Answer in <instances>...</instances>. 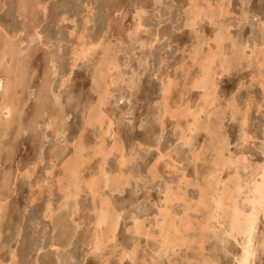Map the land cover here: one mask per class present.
I'll use <instances>...</instances> for the list:
<instances>
[{
  "label": "rangeland",
  "instance_id": "374dc122",
  "mask_svg": "<svg viewBox=\"0 0 264 264\" xmlns=\"http://www.w3.org/2000/svg\"><path fill=\"white\" fill-rule=\"evenodd\" d=\"M18 1L19 0H3L6 7L3 12H0V23L10 31L21 30L22 40L29 38L31 36L30 34H32L33 36L35 33V28L39 24L38 29L42 34V42H33L31 48L29 47L26 53L27 58H24V60L26 66L30 65V68H26L28 69V72L32 78L30 77L31 80H25V82H23L24 84H19L16 88V90L18 89L19 91H15V95H17L16 98L19 102L17 100L15 101L19 110H21L22 112L20 117L22 118L21 120L22 124L24 125L23 127H25V130H22L21 134L18 131L11 130V132L13 133H11L12 136L9 137L10 140H8L9 144L13 143L15 145L14 150L12 151L15 158L13 159L14 161L12 162V164H6L11 169L15 171L17 170L16 173L19 172L18 168H22L21 170H23V168L28 167L30 164L33 165H31L30 167L32 168L31 176L16 174L21 178L19 176H16V179H14V181H12L10 185V193L12 192V190L13 192L10 194L11 196L8 197V200L11 198L10 202L7 201L6 205L13 207V209H11L10 211L13 214L11 215V213H9V215L15 217L17 221L20 219L19 222L22 228H25V233L27 236V239H24V235L22 234L20 243H18L17 245V239H15V243L13 244L14 246H16L13 247L14 250H11V252L15 253V256L17 251L20 254L26 256L25 259L27 261V264H173L172 262H175V264H186L189 262V264H238V262H240L239 259H241L242 255L241 246L244 242V237L241 235H229V233L227 232L229 230V219L226 220V218H228V216L226 215V218L221 215L213 219H207L213 212L212 210L214 207L212 198L213 195L211 196L208 193L212 194L211 192H214V190L218 189L221 191L225 187L233 186V184L236 183L237 179L238 181L240 180V183L243 186L251 182L250 180L259 181L261 179V166L264 165V60L261 61V58L259 57V55L257 56V53H259V49H262L264 52V0H225V3L222 0H207L209 2H207L206 0H147L148 3L145 2L146 0H75L78 3L77 5L75 4V6L72 2H69V0H44V2L46 3H51L52 1H54L53 4L54 6H56V8L55 10H53L54 13L50 14V19L43 22L41 21L38 24L36 21H23L25 19H22L18 16ZM137 1L139 2L136 3ZM205 2L207 3V5ZM196 4L199 5L200 8ZM208 4L211 5H209L208 7ZM223 5L224 9H227V11L225 10V12H223ZM139 6L145 7L147 9V12L143 15L141 21L143 25L141 26V28L143 30L140 29L139 31L135 32V25H137L138 19L137 7ZM191 6L195 9V11ZM69 7L72 8V10H75L74 12H72L73 15L71 12H66L65 14L63 13L64 9H68ZM219 7L222 8L223 11L219 10ZM197 10H201V12L199 13ZM209 13H211V15H208ZM63 14L67 15V17L70 16L69 19L74 20V22H60ZM94 14L96 15V17L94 16ZM216 15L218 16L216 17ZM221 16L222 18L220 19ZM188 17H190V20H188ZM210 18L215 19L211 21ZM89 20H91L92 22ZM214 21L216 24H214ZM217 24L219 26H217ZM221 24L222 26H220ZM2 33L5 34L4 31H2ZM221 33H223L224 35ZM81 35L85 36L84 38L86 41H88V43H91L93 41L96 43L100 42V44L94 51V53L92 52V54L87 56L82 62H79V64L75 67V70L72 73L71 80H69L68 84L61 85L62 80L60 79V77L63 75H68L71 72L70 65L72 62V52L74 46H76L77 42L80 41L78 36ZM214 35H218L217 37H220L221 35V37L223 36V38L220 37L219 42L216 39L217 37H215ZM106 39L107 41H105ZM211 39L214 42L211 43ZM136 40L138 43L135 42ZM215 40H217L218 44ZM12 41L14 42L18 40L17 38H13ZM207 41L210 44H208ZM195 42H197V45L195 44ZM237 42L239 43V45ZM38 43L40 45H38ZM36 45H38V47ZM193 46L195 47V49ZM190 49L191 51H189ZM250 50L252 52H250ZM106 51L110 55V60L115 59L119 61V64L121 66L119 74L121 73L120 80L122 82L119 80V82H112L110 84L111 87L108 93L111 91L112 95L110 96L111 93H109V95L107 94L108 98L106 97L103 100L102 104H104V102L105 104H101L103 106L102 107L100 106L99 99L100 96L105 93L102 92L105 91V87L102 84L100 85L99 83H94V74H96L98 66L102 64L101 59L105 56L104 54L106 53ZM235 51H240V53L238 54ZM199 52H201V54ZM234 52L236 53V55L238 54L237 58L235 57ZM192 54H194V58H192ZM209 54H211L210 57L212 56L211 58H213V66L215 65V68H212V71L214 70L213 73H216L213 79V84L208 86L206 89L194 87V90L191 82L193 81L195 75L200 72L199 65H202L203 63L204 65L207 64ZM30 55H32L33 58L30 57ZM256 56L257 58H259L257 59ZM196 57L197 61L199 60V63L196 62ZM223 58L224 60H227L228 58L229 66L227 71H222V67H220L222 66L221 64L223 63ZM229 59L230 62L232 61V63L229 62ZM232 59H236L235 61H237V64L236 62H233ZM51 60L57 63V76L55 75V72L51 70ZM185 60L189 65L184 63ZM191 61L194 63H192ZM200 62H202V64ZM47 65H49L50 67ZM101 66L103 70L106 71L104 69V66ZM235 67L236 69H234ZM249 67L252 69H250ZM190 68H192V70ZM217 68L219 71H217ZM112 74L115 73H113L112 71ZM53 75L54 79L56 78L55 80H53ZM168 80H175V82L172 83V91L169 94H166L163 92V89L165 83L169 82ZM130 81L131 83L134 82V84L130 85ZM114 83L117 85H114ZM32 90L34 96H32L31 98L30 96ZM206 94H208V96L211 94L208 97L209 103L211 102L210 106H207V104H203L205 103ZM52 97L54 98V100ZM19 99L21 100V103ZM197 104L198 106H196ZM201 104L205 105L207 108L203 112L195 115L198 108L202 106ZM100 108L104 112L105 116L111 118L113 121V127L111 129V132L109 133L111 135H106L105 140H103V131L101 130V128H99L98 124L91 119L95 109ZM185 108H187L188 110ZM246 110L248 113L246 112ZM211 111H215L213 112L215 114H211ZM167 112L171 114L169 115ZM177 112L180 113L178 114ZM164 114L166 116H164ZM193 115L196 116V118H194ZM186 116H189V118L187 117L186 119ZM47 120L51 121V128L46 126L45 123H47ZM216 120L218 122V125H216ZM214 123L216 126L214 125ZM208 125H210L211 128L210 126L208 128ZM46 127H48L49 130ZM60 127L63 128L65 132L58 134V129ZM198 127H202L203 129H197ZM243 127L244 129H242ZM187 129H190V131H187ZM98 130L100 131V133ZM96 132H98L99 134ZM18 134L19 137L17 136ZM244 136L246 137V139ZM77 137H83L81 139L83 140L82 143L85 150L83 154H85L87 161L83 165L84 167H82L80 170L81 177L84 180H90L91 177H93L92 174L97 175L100 171L103 158L98 154L94 156V154L92 153L93 151L95 152L97 146L100 145V143H103L105 149H121L122 152H124L123 154L125 155V157L128 158V161L122 166L120 165L118 160L120 158L119 153H121V151H113L112 155L107 161L105 168L110 169V171H112L113 173L116 172L117 175H113L112 173V179H115L116 177L121 178V176L126 177L128 178V184L126 183L127 185H120V182L118 184L116 180L113 179V181L115 182H112V186L114 187H110L111 185L107 186L105 182H102L100 184V194H98L99 196L97 195L95 199L89 193V191L84 188L85 185L82 183V186L85 190L82 192L78 201L80 204V210L78 212L76 211L77 215L74 214L75 217L72 216V214L74 213L73 208L75 201L73 200V202L72 200H70L72 203H70V201L69 203L67 202V205L69 207L67 206L68 208H62L58 213L55 214L53 221H50L44 217L43 213L45 212L47 203L52 202L53 207H57L56 209H58L59 206H62L61 204L64 202V194L62 195L61 192L63 193L62 190L66 189L65 187H68L71 179L68 178L70 177L69 175L66 174V176L64 173L65 169L63 167V162H65L64 159L71 156L72 152H75V146L78 140ZM212 137L214 139H211ZM244 139L246 141H249V144ZM250 139L252 141H250ZM42 140L47 142L45 143L43 141L42 143ZM218 140L223 141L218 142ZM207 141L210 143H206ZM44 144L45 146L43 148V151L42 146ZM116 144L117 146H115ZM185 144H187V146ZM226 144L228 146H226ZM201 145H204L205 147H201ZM185 146L189 148L187 149L185 148ZM190 148H192V150ZM170 150H172L173 152L171 153ZM214 150H218L221 153H216ZM191 151H193V153H189ZM206 151H208L209 154H206ZM202 152L204 154H202ZM225 152L227 153L225 154ZM196 153L198 154L196 155ZM131 154L133 156L136 155L134 156L135 158ZM217 154L219 155V157H217ZM161 155H165V157ZM246 155L248 158L246 157ZM158 156L159 158H157ZM194 156L200 159L198 160ZM220 156H222V158H220ZM238 156H244L245 158L242 159ZM38 158H40V160L35 162V159L37 160ZM81 158H83V156H81ZM167 158L170 161L167 160ZM211 159H213V161ZM215 159L219 160H216L217 164H215ZM227 160H230L229 162L232 164H230ZM244 160H248V162L246 161L245 164ZM211 161L212 163H210ZM219 162L224 166L220 167L221 164ZM34 164H36L35 168H33ZM99 165L100 168H98ZM231 165L235 166L231 167ZM171 167L174 168L172 169ZM215 168L217 170H215ZM168 170L169 172H167ZM182 171L183 173H185L183 174ZM201 174L204 176V178L201 176ZM235 174L239 176H236ZM206 175H208L207 179L205 177ZM230 175L231 178L228 177ZM63 176H65L66 179L62 178ZM227 177L228 179H230L227 180ZM187 178L189 179V181ZM200 180H202V182ZM212 180L215 185L210 182ZM228 181L230 184L228 183ZM243 182L244 184H242ZM65 183L67 184V186ZM221 184L222 186H216ZM117 185L119 187L116 189L115 187H117ZM187 185L189 186L188 188ZM47 186H50L52 190H47L50 188H48ZM204 186L207 187L205 188ZM60 187L62 189H60ZM107 187L109 189H107ZM110 188H114L113 191L115 190V192H112ZM177 188L180 190H178ZM211 188L213 189L212 191L210 190ZM167 190L171 191L172 194L171 192L168 193L169 191L167 192ZM207 190H209L210 192L208 191L207 193ZM41 191L44 192L42 193ZM244 193H241L239 195L240 197H237L238 203H241L242 206H246V197H244V195H247L248 193L246 187ZM201 195H204V197H202ZM205 195L210 199H206ZM104 196L110 197L111 204L114 207H112V212L114 210L113 213L119 216L116 230L117 232H115L113 236L114 238H112V243L111 240L105 243L101 247L100 251L99 249L94 251L91 247V244L93 243V222L95 217L93 207L95 206L98 208L101 205V198ZM203 198H205L206 201ZM241 198H243L244 200ZM182 199H184L183 201H185V203L182 201ZM192 201H194V203ZM59 202L60 205H58ZM204 202H206V205L204 204ZM199 203H202L203 206L205 205L204 207L206 209L202 206V204L200 205ZM201 206L203 208L200 209ZM163 208L165 210H170H166L167 212H163ZM195 208H197L196 211H192ZM67 209H69L70 212L67 211ZM207 209L209 211H207ZM182 211H186L187 214H182ZM202 211H204L205 214L202 213ZM206 211L208 212V214ZM164 213L171 214L168 215V222H170V220L174 217L175 220L173 219V227H177L175 228L176 230L180 228L179 231L177 230L180 235V238L178 239L179 243L167 249H165L164 247V238H162L165 235V233L163 232V228L167 223V221L165 222L163 220L164 215L162 214ZM259 215L260 216L257 222V226L255 228L256 232L254 231V248L258 253L255 252V257H253L254 259H252L249 264L251 262V264H264V210H262ZM161 216L162 219L160 218ZM178 216L181 217V219ZM186 217H188L189 219L187 220ZM192 217L194 218V220H191ZM70 218H72L73 221ZM178 218L180 221L178 220ZM196 219H198V221ZM215 220L217 221V223L215 222ZM137 221L144 225L143 229H141V233L137 232L138 230H134L133 232V229L137 228ZM210 222L211 225H209ZM23 223L24 225H22ZM163 223L164 226H162ZM178 223L182 225L180 226ZM221 223L226 224H224L223 226V224ZM202 224L204 225L201 226ZM158 225L163 227L162 230ZM194 226H197L196 228L198 229H196ZM181 227H185V232L189 237H186L185 233L180 234L182 231L184 232V229L181 231ZM173 229L174 228H172V230ZM224 229L227 233L224 232ZM9 230L11 229L9 228L8 231ZM150 231H153V233H150ZM144 233L145 235L151 236L148 238L146 236L144 237ZM196 234L197 236H200L197 237ZM202 234L207 237H203ZM225 235H229L232 237L229 238ZM260 235H263V237ZM73 236L74 238L72 239ZM160 236L162 239L160 238ZM30 238L32 239V241ZM182 238L187 239H185V241ZM70 239H72V241ZM74 239L76 240L73 241ZM190 239H194V242L190 241ZM221 239L224 244L221 242ZM261 239L263 242L261 241ZM187 240H189L190 242H188ZM236 240H238L237 243L239 242V244L237 245ZM188 243L192 244L189 245ZM261 243L263 244L262 246ZM52 244H60L63 248L54 249L52 248ZM66 245L68 246L66 247ZM258 246H260V250L258 249ZM38 247H42L43 250L38 252ZM171 248H174V250H172ZM129 250H131L130 253ZM194 250L196 251V253ZM200 250H203V252H201ZM157 251L159 253H155ZM126 252H128L129 254ZM201 253L204 255V258H206V261L203 260L204 258L202 257L203 255ZM155 254H157L158 256ZM128 255H130L131 257ZM153 257H155L156 259ZM207 258L209 261H207ZM22 259H15L16 264L17 262L23 264L24 262L22 261Z\"/></svg>",
  "mask_w": 264,
  "mask_h": 264
},
{
  "label": "bare ground",
  "instance_id": "6f19581e",
  "mask_svg": "<svg viewBox=\"0 0 264 264\" xmlns=\"http://www.w3.org/2000/svg\"><path fill=\"white\" fill-rule=\"evenodd\" d=\"M201 1V0H200ZM202 1H204V0H202ZM207 1V0H206ZM222 1H224V3H225V0H222ZM228 1V0H227ZM226 1V2H227ZM29 2V1H28ZM32 2V1H31ZM139 1H137L136 3H138ZM142 2V1H141ZM145 2H147V0L145 1ZM207 2H209V1H207ZM5 3H6V1H5ZM19 3H22V8L24 9V10H26L25 9V4H27V3H24V1L23 0H21V2H19ZM148 3V2H147ZM190 3H192V2H190ZM195 3H198V2H195ZM206 3V2H205ZM205 3H204V5H205ZM221 3V2H220ZM219 3V4H220ZM32 4V3H31ZM34 4V3H33ZM144 4V3H143ZM194 4V3H193ZM218 4V5H219ZM222 4V3H221ZM7 5V4H6ZM46 5V4H45ZM88 5H89V3H88ZM137 5V4H136ZM195 5V4H194ZM197 5V4H196ZM203 5V6H204ZM206 5H207V3H206ZM209 5H211V4H208V7H209ZM38 6V5H37ZM112 6V5H111ZM135 6V5H134ZM197 6H199V5H197ZM216 6V5H215ZM229 6V5H228ZM5 4H4V2H3V0H0V12H3L4 11V9H5ZM30 7H31V5H30ZM30 7H28V8H30ZM41 7V6H40ZM192 7V6H191ZM217 7V6H216ZM223 7V9H224V5L222 6ZM32 8V7H31ZM39 8V7H38ZM37 8V9H38ZM90 8V7H89ZM149 8V7H148ZM193 8V7H192ZM191 8V9H192ZM199 8H200V6H199ZM204 8V7H203ZM220 8V7H219ZM218 8V9H219ZM226 8V7H225ZM194 9V8H193ZM198 9V8H197ZM205 9V8H204ZM203 9V10H204ZM216 9V8H215ZM223 9L222 8H220L219 10H221V11H223ZM33 11L35 10L36 11V3H35V9H32ZM39 10V9H38ZM136 10V9H135ZM202 10V9H201ZM201 10H197L199 13L201 12ZM208 10H209V8H208ZM208 10H207V12H208ZM225 10L227 11V9H224V11L223 12H225ZM28 11H29V9H28ZM42 11V10H41ZM90 11V10H89ZM194 11H195V9H194ZM193 11V12H194ZM212 11V10H211ZM210 11V12H211ZM31 12V11H30ZM29 12V13H30ZM43 12H44V10H43ZM121 12V11H120ZM147 12V9L145 8V7H143V6H139V7H137V16H138V19H137V25H135V32L136 31H139L140 29H142L141 28V26H143L142 25V23H141V21H142V18H143V15L145 14ZM205 12V11H204ZM25 13H27V10H26V12H24V16H25ZM41 13V12H40ZM212 13V12H211ZM211 13H209L208 15H211ZM217 13V12H216ZM2 14V13H1ZM36 14V13H35ZM90 14V13H89ZM221 14H222V12H221ZM220 14V15H221ZM29 15V14H28ZM27 15V16H28ZM33 15V14H32ZM116 15V14H115ZM114 15V16H115ZM195 15V14H194ZM204 15V14H203ZM208 15H207V17H208ZM219 15V14H218ZM218 15H216V17L218 16ZM226 15V14H225ZM18 16H20V18H22V16H23V13L21 14V15H18ZM34 16V15H33ZM135 16V15H134ZM205 16V15H204ZM215 16V15H214ZM90 17V16H89ZM92 17H94V16H92ZM136 17V16H135ZM198 17V16H197ZM200 17V16H199ZM202 17V16H201ZM210 17V16H209ZM212 17V16H211ZM28 18V17H27ZM36 18H39V17H36ZM123 18V17H122ZM189 19L188 20H190V17H188ZM222 18V16L220 17V19ZM40 19V18H39ZM38 19V20H39ZM209 19V18H208ZM211 19V18H210ZM215 18H213V19H211V21H213ZM28 19H26V20H23V21H27ZM200 20V19H199ZM206 20V19H205ZM31 21V20H30ZM62 21H64V22H67V21H73L74 22V20H70L68 17H67V15H63L62 16V18H61V20H60V22H62ZM87 21H88V19H87ZM89 21H91V20H89ZM133 21H134V17H133ZM193 21V20H192ZM40 22V21H39ZM38 21H37V24L39 23ZM72 22V23H73ZM92 22V21H91ZM144 22V21H143ZM207 22V21H206ZM208 22H210V21H208ZM31 23V22H30ZM146 23V22H145ZM189 23V22H188ZM192 23V22H191ZM193 23H195V22H193ZM210 23H212V22H210ZM223 23V22H222ZM70 24H71V22H70ZM87 24V23H86ZM198 24V23H197ZM214 24H216L215 23V21H214ZM201 25V24H200ZM75 26V25H74ZM89 26V25H88ZM194 26V25H193ZM217 26H219L218 24H217ZM220 26H222V24L220 25ZM116 27V26H115ZM146 27V26H145ZM145 27H143V28H145ZM228 27V26H227ZM39 24H38V26H36V28H35V33H34V35L32 36V34H30L31 36L29 37V38H27V39H21V41H20V45L19 46H21V47H19V46H17V44H15L13 41H12V39L13 38H19V36L21 37L22 35V31L21 30H13V31H10V30H8L7 28H5L1 23H0V146L4 143V142H7L5 145V147H7V145L9 144L8 142H9V137H11L12 135H11V133H13V132H11V130H15V131H18V132H20V134H21V131L22 130H25L24 128L25 127H23L24 125L22 124V118L20 117V115H21V110H19V108H18V106H17V104H16V101L15 100H17V95H15V93L16 92H18L17 90H16V88H17V86L19 85V84H24L23 82L27 79V77L30 75L29 74V72H28V70H27V68L26 67H30V66H26L25 65V60H24V58H27V56H26V53H27V51H28V49H29V47L31 48V46L33 45V42H42L41 41V39H42V34L39 32ZM219 28V27H218ZM224 28V27H223ZM222 28V29H223ZM228 29V28H227ZM226 29V30H227ZM107 30H108V28H107ZM143 30V29H142ZM141 30V31H142ZM221 30V29H220ZM2 31H4L5 32V34L4 33H2ZM86 31V30H85ZM122 31V30H121ZM131 31V30H130ZM129 31V32H130ZM140 31V32H141ZM216 31H218V30H216ZM225 31V30H224ZM263 31V30H262ZM23 32H24V30H23ZM73 32H74V30H73ZM123 32V31H122ZM222 32V31H221ZM217 33V32H216ZM120 34V33H119ZM143 34H145V33H143ZM215 34V33H214ZM221 34H223V33H221ZM24 35V34H23ZM132 35V34H131ZM200 35V34H199ZM216 35V34H215ZM214 35V36H215ZM224 35V34H223ZM264 35V34H263ZM71 36V35H70ZM143 36V35H142ZM148 36V35H147ZM201 36V35H200ZM199 36V37H200ZM213 36V37H214ZM218 36V35H217ZM217 36H215V37H217ZM79 37V40L80 41H78L77 42V45L76 46H74V49H73V52H72V62H71V67H70V69H71V72L68 74V75H63V76H61L60 77V79L62 80L61 81V85H66V84H68V82H69V80H71V77H72V73H73V71L75 70V67L79 64V62H82L87 56H89L90 54H92V52L94 53V51L98 48V46H99V44H100V42H91V43H88V41H86L85 40V36H83V35H81V36H78ZM134 37V36H133ZM161 37V36H160ZM213 37H212V39H213ZM214 37V38H215ZM220 37H221V35H220ZM220 37H217L216 39L219 41V38ZM130 38V37H129ZM164 38V37H163ZM209 38V37H208ZM221 38H223V36L221 37ZM103 39V38H102ZM137 39V38H136ZM154 39H155V37H154ZM211 39V40H212ZM169 40V39H168ZM200 40H201V38H200ZM203 40V39H202ZM206 40H207V38H206ZM205 40V41H206ZM210 40V41H211ZM217 40H215L216 41V43H217ZM263 40H264V38H263ZM105 41H107V39L105 40ZM197 41H198V39H197ZM224 41V40H223ZM136 43H138L137 42V40L135 41ZM208 42V41H207ZM212 42H214L213 40L211 41V43ZM220 42V41H219ZM135 43V44H136ZM197 42H195V44H196ZM221 43H222V41H221ZM238 43V42H237ZM244 43V42H243ZM75 44V43H74ZM120 44V43H119ZM134 44V43H133ZM140 44V43H139ZM142 44V43H141ZM202 44V43H201ZM208 44H210L209 42H208ZM214 44V43H213ZM212 44V45H213ZM218 44V43H217ZM220 44V43H219ZM38 45H40L39 43H38ZM38 45H36L37 47H38ZM197 45V44H196ZM195 45V46H196ZM238 45H239V43H238ZM243 45H245V44H243ZM35 46V47H36ZM62 46V45H61ZM105 46V45H104ZM108 46V45H107ZM136 46V45H135ZM146 46V45H145ZM214 46V45H213ZM263 46V45H262ZM19 47V48H18ZM55 47V46H54ZM113 47V46H112ZM194 47V46H193ZM197 47H199V46H197ZM258 47V46H257ZM259 47H261V46H259ZM106 48H108V47H106ZM111 48V47H110ZM191 48V47H190ZM216 48V47H215ZM263 48V47H262ZM62 49V48H61ZM115 49V48H114ZM194 49H195V47H194ZM200 49H202V48H200ZM199 49V50H200ZM212 49V48H211ZM223 49V48H222ZM259 49V48H258ZM103 50V49H102ZM121 50V49H120ZM240 50V49H239ZM244 50H245V48H244ZM244 50H242V51H244ZM62 51V50H61ZM105 51V50H104ZM114 51V50H113ZM189 51H191V49L189 50ZM209 51H210V49H209ZM214 51V50H213ZM223 51V50H222ZM234 51V50H233ZM236 51H238V50H236ZM235 51V52H236ZM241 51V50H240ZM240 51L239 52H236V53H240ZM219 52V51H218ZM221 52V51H220ZM234 52V53H235ZM250 52H252L251 50H250ZM258 52V51H257ZM31 53V52H30ZM29 53V54H30ZM115 53V52H114ZM190 53V52H189ZM195 53V52H194ZM200 54H201V52H199ZM236 53L234 54L235 55V57L237 58V55H236ZM34 54V53H33ZM103 54V53H102ZM206 54V53H205ZM208 54V53H207ZM213 54V53H212ZM214 54H215V52H214ZM222 54V53H221ZM232 54V53H231ZM244 54V53H243ZM254 54V53H253ZM105 56L103 57V56H101V57H103L101 60H102V64L101 65H103L104 66V69L106 70V71H104L103 70V68H102V66L100 65V66H98V69H97V72H96V74H94V83H99L100 85L102 84V85H104V87H105V91H102V92H105L103 95L102 94H100V95H102V96H100V99H99V102H100V106H102V105H104L105 104V102H104V104H102L103 103V100L107 97L108 98V95H109V93H111L110 94V96L112 95V92L110 91L109 93H108V91H109V89H110V84L112 83V82H119V80L121 79V73L119 74V70H120V64H119V61H117V60H110L109 59V53L106 51V53L104 54ZM111 55H112V53H111ZM193 55V57L192 58H194L195 56H194V54H192ZM210 55L211 54H209V58H208V62H207V64L206 65H204V63L202 64V62H200L202 65H199V67H200V72L199 73H197V75H195V77H194V79H193V81L191 82L192 84V87H193V89H194V87L195 88H207L208 86H210L211 84H213V79H214V76H215V72L213 73V71H212V68L215 66H213V62H212V60H213V58H211L210 57ZM233 55V54H232ZM246 55V54H245ZM248 55V54H247ZM255 55V54H254ZM259 55V57L261 58V61L262 60H264V52H263V50L261 49H259V53H257V56ZM97 56V55H96ZM95 56V57H96ZM114 56V55H113ZM117 56H118V54H117ZM198 56H200V55H198ZM197 56V57H198ZM206 56V55H205ZM208 56V55H207ZM225 56V55H224ZM241 56V55H240ZM257 56H256V58H257ZM30 57H32V55H30ZM129 57V56H128ZM197 57H196V62L197 63H199L198 61H197ZM203 57V56H202ZM226 57H227V54H226ZM229 57V56H228ZM232 57V56H231ZM230 57V58H231ZM234 57V58H235ZM244 57V56H243ZM258 57V58H259ZM33 58V57H32ZM115 58V57H114ZM201 58V57H200ZM245 58V57H244ZM257 58V59H258ZM112 59H113V57H112ZM117 59V58H116ZM203 59V58H202ZM239 59V58H238ZM256 59V60H257ZM29 60V59H28ZM48 60V59H47ZM98 60V59H97ZM206 60V59H205ZM215 60V59H214ZM233 60V62H236V64H237V61H235L234 59H232ZM253 60V59H252ZM31 61V60H30ZM184 61V60H183ZM193 61H195V60H193ZM221 61V60H220ZM259 61V60H258ZM92 62V61H91ZM101 62V61H100ZM124 62V61H123ZM192 62V61H191ZM203 62H205V61H203ZM223 63L221 64L222 66H220V67H222L221 68V70L222 71H227V69H228V58H227V60L225 59L224 60V58H223V61H222ZM227 62V63H226ZM229 62H230V59H229ZM243 62V61H242ZM29 63V62H28ZM27 63V64H28ZM95 63V62H94ZM184 63H186V60H185V62ZM192 63H194V62H192ZM230 63H232V61L230 62ZM257 63V62H256ZM30 64V63H29ZM57 63L55 62V61H53V60H51V70H53L54 72H55V75L57 76V73H58V67H57V65H56ZM187 64V63H186ZM234 64V63H233ZM50 65V64H49ZM49 65H47V66H49ZM187 65H189V64H187ZM196 65V64H195ZM198 65V64H197ZM232 65V64H231ZM217 66V65H216ZM237 66V65H236ZM247 66V65H246ZM259 66V65H258ZM50 67V66H49ZM219 67V68H220ZM257 67V66H256ZM26 68V69H25ZM32 68V67H31ZM193 68V67H192ZM192 68H190L191 70H192ZM197 68V67H196ZM215 68V67H214ZM248 68V67H247ZM250 68V67H249ZM45 69V68H44ZM232 69H233V67H232ZM234 69H236V67L234 68ZM250 69H252V68H250ZM256 69V68H255ZM27 70V71H26ZM35 70V69H34ZM47 70V69H46ZM111 70V71H110ZM259 70V69H258ZM261 70V69H260ZM37 71V70H36ZM52 71V72H53ZM96 71V70H95ZM108 71V72H107ZM112 71H113V73H115V74H112ZM217 71H219L218 70V68H217ZM216 71V72H217ZM257 71V70H256ZM32 72V71H31ZM48 72V71H47ZM121 72V71H120ZM43 73V72H42ZM41 73V74H42ZM49 73V72H48ZM51 73V72H50ZM95 73V72H94ZM221 73V72H220ZM256 73V72H255ZM254 73V74H255ZM260 73V72H259ZM264 73V72H263ZM262 73V74H263ZM52 74H54V73H52ZM44 76V75H43ZM132 76V75H131ZM255 76V75H254ZM31 77V76H30ZM45 77V76H44ZM47 77V76H46ZM52 77V76H51ZM124 77V76H123ZM131 78V77H130ZM132 78H134V77H132ZM255 78H256V76H255ZM29 79V78H28ZM56 79V78H55ZM54 79V75H53V80H55ZM171 79V78H170ZM219 79V78H218ZM257 79V78H256ZM31 80V79H30ZM129 80V79H128ZM132 80H134V79H132ZM121 81V80H120ZM169 82H166L165 83V85H164V89H163V92L164 93H166V94H169L171 91H172V88H173V85H172V83L173 82H175V80L174 81H171V80H168ZM30 82V81H29ZM51 82V81H50ZM93 82V81H92ZM122 82V81H121ZM126 82V81H125ZM261 82V81H260ZM259 82V83H260ZM53 83V82H52ZM128 83V82H127ZM130 83H131V81H130ZM129 83V84H130ZM186 83V82H185ZM98 84V85H99ZM134 84V82L133 83H131L130 85H133ZM190 84V83H189ZM28 85V84H27ZM50 85V84H49ZM48 85V86H49ZM113 85V84H112ZM114 85H117V84H115L114 83ZM243 85V84H242ZM24 86V85H23ZM43 86H45V85H43ZM191 87V88H192ZM30 88V87H29ZM45 88V87H44ZM190 88V89H191ZM215 88V87H214ZM60 89V88H59ZM101 89V88H100ZM22 90H24V89H22ZM21 90V91H22ZM195 90V89H194ZM197 90H201V89H197ZM16 91V92H15ZM56 91V90H55ZM65 91V90H64ZM99 91V90H98ZM205 91V90H204ZM203 91V92H204ZM31 92V91H30ZM37 92V91H36ZM35 92V93H36ZM162 92V93H163ZM199 92V91H198ZM201 92V91H200ZM215 92V91H214ZM46 93V92H45ZM44 93V94H45ZM64 93V92H63ZM19 94V93H18ZM34 93H33V90H32V93H31V98H32V96H34L33 95ZM39 94H40V92H39ZM52 94V93H51ZM108 94V95H107ZM165 94V95H166ZM205 94V93H204ZM203 94V95H204ZM50 95V94H49ZM211 95V94H210ZM209 95V96H210ZM199 96V95H198ZM201 96H202V94H201ZM208 94H206V98H205V103H203V104H207V106L209 105L210 106V103H209V101H208ZM20 97V96H19ZM216 97V96H215ZM53 98V97H52ZM60 98V97H59ZM235 98V97H234ZM129 99V98H128ZM200 99H201V97H200ZM203 99V98H202ZM20 100V99H19ZM21 100H22V98H21ZM21 100H20V103H21ZM53 100H54V98H53ZM59 100V99H58ZM123 100V99H122ZM168 100V99H167ZM218 100V99H217ZM216 100V101H217ZM235 100V99H234ZM18 101V100H17ZM38 101V100H37ZM19 102V101H18ZM23 102H24V99H23ZM57 102V101H56ZM59 102V101H58ZM97 102V101H96ZM115 102V101H114ZM209 104H208V103ZM218 102V101H217ZM230 102V101H229ZM251 102V101H250ZM45 103V102H44ZM55 103V102H54ZM183 103V102H182ZM191 103V102H190ZM193 103V102H192ZM195 103H198V102H195ZM213 103V102H212ZM219 103V102H218ZM233 103V102H232ZM61 104V103H60ZM102 104V105H101ZM20 105V104H19ZM46 105V104H45ZM62 105V104H61ZM202 105V104H201ZM234 105V104H233ZM236 105V104H235ZM238 105V104H237ZM98 106V105H97ZM163 106V105H162ZM183 106V105H182ZM181 106V107H182ZM195 106V105H194ZM196 106H198V104L196 105ZM200 106V105H199ZM214 106H216V105H214ZM89 107V106H88ZM92 107V106H91ZM95 107V106H94ZM103 107V106H102ZM167 107V106H166ZM170 107H172V106H170ZM37 108V107H36ZM197 108V107H196ZM207 107L205 106V105H202L201 107H199L198 108V110H197V112H196V114L195 113H193V114H195V115H197V114H199V113H201V112H203L205 109H206ZM215 108V107H214ZM220 108V107H219ZM162 109H163V107H162ZM185 109H187V108H185ZM185 109H184V111H185ZM218 109V108H217ZM227 109V108H226ZM88 110V109H87ZM91 110V109H90ZM173 110H175V109H173ZM180 110H182V109H180ZM188 110V109H187ZM195 110V109H194ZM213 110V109H212ZM214 110H216V109H214ZM45 111V110H44ZM166 111H167V109H166ZM177 111V110H176ZM183 111V112H184ZM232 111V110H231ZM235 111V110H234ZM249 111V110H248ZM86 112V111H85ZM92 112V111H91ZM175 112V111H174ZM212 113L211 114H215V113H213V112H215V111H211ZM246 112H247V110H246ZM168 113V112H167ZM178 113V112H177ZM176 113V114H177ZM180 113V112H179ZM178 113V114H179ZM192 113V112H191ZM222 113H223V111H222ZM248 113V112H247ZM45 114V113H44ZM87 114V113H86ZM169 115L171 114V113H168ZM173 114V113H172ZM206 114V113H205ZM220 114V113H219ZM233 114V113H232ZM85 115V114H84ZM89 115H90V113H89ZM93 115H97V116H93ZM93 115H92V120L95 122V123H97L98 124V126H99V128H101V130L103 131V140H105V136L107 135V136H109V135H111V134H109L110 132H111V129H112V127H113V121H112V119L111 118H109V117H107V116H105V114H104V112L101 110V108L100 109H95V111H94V113H93ZM162 115V114H161ZM160 115V116H161ZM186 115V114H185ZM164 116H166L165 114H164ZM179 116V115H178ZM191 116V115H190ZM194 116V115H193ZM59 117V116H58ZM174 117V116H173ZM187 117L189 118V116H186L185 118L187 119ZM194 118H196V116H194ZM199 118V117H198ZM197 118V119H198ZM207 118V117H206ZM231 118V117H230ZM54 119V118H53ZM69 119V118H68ZM67 119V120H68ZM87 119V118H86ZM179 119H182V118H179ZM162 120H163V118H162ZM189 120H192V119H189ZM201 120V119H200ZM208 120H209V118H208ZM181 121V120H180ZM188 121V120H187ZM186 121V122H187ZM212 121H214V120H212ZM47 123H45L46 124V126H48L49 128H51L52 127V123H51V121H46ZM93 122V123H94ZM162 122V121H161ZM192 122V121H191ZM200 122V121H199ZM244 122H245V119H244ZM180 123H182V122H180ZM188 123V122H187ZM190 123V122H189ZM207 123V122H206ZM210 123V122H209ZM218 122H217V120H216V125H218L217 124ZM34 124V123H33ZM178 124V123H177ZM184 124H186V123H184ZM197 124V123H196ZM243 124V123H242ZM247 124V123H246ZM35 125V124H34ZM214 125H215V123H214ZM215 125V126H216ZM38 126H40V125H38ZM44 126V125H43ZM209 126L210 125H208V128H209ZM221 126V125H220ZM42 127V126H41ZM48 127H46L48 130H49V128ZM205 127H206V125H205ZM214 127V126H213ZM245 127V126H244ZM244 127L242 128V129H244ZM30 128V127H29ZM39 128V127H38ZM44 128V127H43ZM192 128V127H191ZM200 128H202V127H200ZM199 127L197 128V129H200ZM203 128H204V126H203ZM202 128V129H203ZM210 128H211V126H210ZM215 128V127H214ZM32 129V128H31ZM34 129V128H33ZM58 129V128H57ZM89 129H90V127H89ZM97 129V128H96ZM196 129V130H197ZM182 130V129H181ZM190 131V129H187V131ZM99 131V130H98ZM187 131H185V132H187ZM198 131H200V130H198ZM213 131V130H212ZM33 132V131H32ZM35 132V131H34ZM56 132V131H55ZM65 132V130L63 129V128H59L58 129V134H61V133H64ZM181 132H183V131H181ZM206 132V131H205ZM25 133V132H24ZM27 133V132H26ZM36 133V132H35ZM42 133V132H41ZM96 133H98V132H96ZM99 133H100V131H99ZM98 133V134H99ZM113 133V132H112ZM116 133V132H115ZM203 133H204V131H203ZM217 133V132H216ZM219 133V132H218ZM16 134V133H15ZM57 134V133H56ZM57 134V135H58ZM183 134V133H182ZM181 134V135H182ZM226 134V133H225ZM244 134V133H243ZM36 135V134H35ZM81 135V134H80ZM160 135V134H159ZM179 135V134H178ZM185 135V134H184ZM210 135V134H209ZM209 135H206V136H209ZM214 135V134H213ZM247 135H249V134H247ZM18 137H19V134L17 135ZM45 136V135H44ZM82 136V135H81ZM46 137H48V136H46ZM99 137V136H98ZM110 137H113V136H110ZM185 137V136H184ZM189 137H190V135H189ZM215 137V136H214ZM225 137V136H224ZM245 137V136H244ZM251 137V136H250ZM78 138V137H77ZM83 138V137H82ZM81 137H79L78 138V140H77V142H76V146H75V152L73 153L72 152V154H71V156H69V157H67L66 159H64V161L65 162H63V167H64V173H65V175L67 174V175H69L70 177H68L69 179H71L70 180V182H69V184H68V187H65L66 189H63L62 191H63V193L61 192V194L63 195V203L61 204L62 206H59V208L58 209H56V208H54L53 207V205H52V202H49V203H47V206H46V209H45V212L43 213L44 214V217L45 218H47L48 220H52L53 221V218H54V216H55V214L56 213H58L62 208H65V207H67L68 205V203H69V201L70 200H74L75 201V203H74V208H73V214H72V216H74V214H76V211L78 212L79 210H80V204H79V198H80V196H81V194H82V192L85 190L84 188H86V190H88L89 191V193L93 196V198H95L98 194H100V188H101V183L102 182H105V184L108 186V185H111L110 187H114V186H112V182H115V181H113V179H112V171H110V169H105L106 168V164H107V161H108V159H109V157L112 155V153H113V151H121V153H119L120 154V158L118 159L119 160V163H120V165H124L127 161H128V158H126L125 157V155L123 154L124 152H122V150L121 149H116V148H114L113 150L112 149H109V148H107V149H109V150H107V149H105L104 148V146H103V143L101 144L100 143V145H98L97 146V148H96V150H95V152L93 151V153L92 154H94V156H96V154H98L100 157H102L103 159H102V164H101V169H100V171L98 172V174L96 175H94V174H92L93 175V177H91V179L90 180H88V181H86V180H84L82 177H81V173H80V170H81V168L82 167H84L83 165L85 164V162H87L86 161V157H85V154H83V152L85 151L84 150V146H83V143H82V141L83 140H81L82 139ZM180 138V137H179ZM221 138V137H220ZM227 138V137H226ZM9 139V140H8ZM46 139V138H45ZM65 139V138H64ZM119 139V138H118ZM185 139V138H184ZM183 139V140H184ZM211 139H214L213 137L211 138ZM225 139V138H224ZM245 139H246V137H245ZM244 139V140H245ZM248 139V138H247ZM99 140V139H98ZM101 140V139H100ZM178 140V139H177ZM182 140V141H183ZM187 140V139H186ZM210 140V139H209ZM226 140V139H225ZM228 140V139H227ZM249 140V139H248ZM43 141L44 140H42V143H43ZM72 141V140H71ZM121 141V140H120ZM180 141V140H179ZM181 141V142H182ZM217 141V140H216ZM221 141H223V140H221ZM221 141H219L218 140V142H221ZM246 141V140H245ZM244 141V142H245ZM250 141H252L251 139H250ZM13 142V141H12ZM45 143L47 142V141H44ZM215 142V141H214ZM213 142V143H214ZM243 142V141H242ZM247 143L249 142V141H246ZM245 142V143H246ZM71 143V142H70ZM206 143H210V142H206ZM230 143V142H229ZM246 143V144H247ZM48 144V143H47ZM46 144V145H47ZM142 144V143H141ZM158 144H159V142H158ZM203 144H205V143H203ZM224 144V143H223ZM242 144V143H241ZM249 144V143H248ZM105 145V144H104ZM108 145V144H107ZM183 145V144H182ZM186 146H187V144H185ZM212 145V144H211ZM210 145V146H211ZM219 145V144H218ZM217 145V146H218ZM40 146V145H39ZM44 146H45V144L42 146V149L44 148ZM111 146V145H110ZM114 146V145H113ZM115 146H117V144L115 145ZM122 146V145H121ZM120 146V147H121ZM124 146V145H123ZM153 146V145H152ZM157 146V145H156ZM185 146V148H187ZM204 146V145H203ZM202 145H201V147H203ZM216 146V147H217ZM226 146H228L227 144H226ZM242 146V145H241ZM155 147V146H154ZM159 147V146H158ZM205 147V146H204ZM208 147V146H207ZM206 147V148H207ZM1 148V147H0ZM55 148V147H54ZM124 148V147H123ZM122 148V149H123ZM173 148V147H172ZM189 148V147H188ZM187 148V149H188ZM214 148H215V146H214ZM223 148V147H222ZM244 148V147H243ZM10 149V147L9 148H7L6 150H9ZM191 150H192V148H190ZM201 149V148H200ZM208 149V148H207ZM206 149V150H207ZM212 149H213V147H212ZM218 149H219V147H218ZM229 149V148H228ZM13 150V149H12ZM74 150V149H73ZM174 150V149H173ZM204 150V149H203ZM216 150V149H215ZM214 150V151H215ZM223 150V149H222ZM43 151H44V149H43ZM167 151H168V149H167ZM171 151V153L173 152L172 150H170ZM189 151V150H188ZM202 151V150H201ZM213 151V152H214ZM264 151V150H263ZM9 152V151H8ZM160 152V151H159ZM212 152V151H211ZM216 153L217 152H219L218 150L217 151H215ZM230 152V151H229ZM0 153H1V150H0ZM11 153V152H10ZM134 153V152H133ZM138 153V152H137ZM189 153H193V151H191V152H189ZM201 153V152H200ZM208 153V151H206V154ZM221 152H219V154H220ZM223 153V152H222ZM227 152H225V154H226ZM245 153V152H244ZM8 154V153H7ZM44 154V153H43ZM88 154V153H87ZM198 153H196V155H197ZM202 154H204L203 152H202ZM202 154H200V155H202ZM206 154H205V156H206ZM209 154V153H208ZM132 155V154H131ZM214 155V154H213ZM222 155V154H221ZM244 155V154H243ZM2 155H0V157H1ZM10 156V155H9ZM81 156H83V158H81ZM133 156V155H132ZM132 156H130V157H132ZM134 156H136V155H134ZM133 156V157H134ZM161 156H163V155H161ZM167 156H169V155H167ZM192 156V155H191ZM190 156V157H191ZM55 157V156H54ZM74 157V158H73ZM163 157H165V155L163 156ZM195 157V156H194ZM214 157V156H213ZM215 157H216V155H215ZM217 157H219V155L217 154ZM234 157V156H233ZM238 157H240V156H238ZM246 157H247V155H246ZM135 158V157H134ZM134 158H132V159H134ZM157 158H159V156L157 157ZM174 158V157H173ZM193 158V157H192ZM195 158H197V157H195ZM204 158V157H203ZM207 158V157H206ZM211 158V157H210ZM220 158H222V156H220ZM240 158H245L244 156L242 157H240ZM248 158V157H247ZM2 160L4 159V158H1ZM13 159V158H12ZM161 159V158H160ZM166 159V158H165ZM198 160L200 159V158H197ZM209 159V158H208ZM214 159V158H213ZM213 159H211L212 161H213ZM218 159V158H217ZM217 159H215V164H217V161H219V160H217ZM226 159H229V158H226ZM264 159V158H263ZM1 160V161H2ZM38 160H40V158H38L37 160L35 159V162H37ZM56 160V159H55ZM117 160V161H118ZM167 160H169L168 158H167ZM172 160V159H171ZM197 160V161H198ZM217 160V161H216ZM234 160V159H233ZM0 161V162H1ZM5 161V160H4ZM10 161H11V159H10ZM89 161V160H88ZM158 161V160H157ZM170 161V160H169ZM193 161V160H192ZM205 161V160H204ZM203 161V162H204ZM212 161L210 162V163H212ZM225 161V160H224ZM228 161V160H227ZM230 161V160H229ZM228 161V162H229ZM248 162V160H244V163L245 162ZM6 162H7V160H6ZM136 162V161H135ZM172 162V161H171ZM206 162V161H205ZM2 163V162H1ZM129 163V162H128ZM162 163V162H161ZM220 163V162H219ZM230 163V162H229ZM239 163V162H238ZM264 163V162H263ZM262 163V164H263ZM56 164V163H55ZM159 164V163H158ZM157 164V165H158ZM175 164H177V163H175ZM179 164V163H178ZM181 164V163H180ZM221 164V166L220 167H223L224 165H222V163H220ZM225 164H226V162H225ZM230 164H232V163H230ZM240 164V163H239ZM246 164V163H245ZM2 165V164H1ZM168 165V164H167ZM172 165V164H171ZM213 165V164H212ZM54 166V165H53ZM211 166V165H210ZM227 166V165H226ZM233 166H235V165H233ZM232 165H231V167H233ZM241 166H242V160H241ZM263 166V167H262ZM261 166V169H262V175H261V179L259 180V181H257V180H250L251 182H249V183H247V185H245V186H243V185H241V183H240V180L238 181V179L237 178H235V179H237V181H236V183H234L233 184V186H229V187H225L224 189H222L221 191L220 190H214V192H211L212 194H210V193H208V191L209 190H207L206 192L209 194V195H213V205H214V207H213V212L209 215V218H207L208 220L209 219H213V218H216V217H219V216H221V215H223L224 216V218H226L225 217V215L226 216H228V218H226V220H228L229 219V230L227 231V229H226V227H225V229H226V231L229 233V235H241V236H243L244 237V242L242 243V255H241V259H239L240 260V262H238V261H236V262H238V264H249V262L250 261H252V259H254L253 257H255L254 255H255V252H257V251H255V248H254V231L256 230L255 228H256V226H257V222H258V219H259V214H260V212L262 211V210H264V165H262ZM36 167V164H34V167L33 168H35ZM167 167V166H166ZM238 167V166H237ZM243 167H245V166H243ZM9 168V167H8ZM98 168H100V165L98 166ZM172 168V167H171ZM174 168V167H173ZM172 168V169H173ZM176 168H177V166H176ZM179 168V167H178ZM218 168V167H217ZM242 168V167H241ZM257 168H258V166H257ZM168 169V168H167ZM180 169H181V167H180ZM183 169V168H182ZM213 169V168H212ZM220 169V168H219ZM224 169H226V168H224ZM112 170V169H111ZM152 170V169H151ZM175 170V169H174ZM178 170V169H177ZM215 170H217L216 168H215ZM215 170H214V172H215ZM241 170V169H240ZM255 170V169H254ZM3 171V170H2ZM1 171V169H0V172H2ZM5 171H6V168H5ZM12 171H13V169H12ZM17 171V170H16ZM45 171V170H44ZM53 171V170H52ZM116 171V170H115ZM114 171V172H115ZM148 171V170H147ZM171 171V170H170ZM195 171H196V169H195ZM220 171V170H219ZM224 171V170H223ZM19 172L20 173H22V174H24V175H30L31 176V172H32V168L30 169V168H25V169H23V170H19ZM167 172H169V170L167 171ZM177 172V171H176ZM187 172V171H186ZM213 172V173H214ZM50 173V172H49ZM157 173V172H156ZM182 173H183V171H182ZM181 173V174H182ZM185 173V172H184ZM183 173V174H184ZM211 173V172H210ZM222 173V172H221ZM235 173H236V171H235ZM254 173H256V172H254ZM1 174V173H0ZM2 174H3V172H2ZM5 174V173H4ZM114 174H116V172L115 173H113V175ZM121 174V173H120ZM234 174V173H233ZM249 174V173H248ZM261 174V173H260ZM21 175V174H20ZM63 175V174H62ZM66 175V176H67ZM92 175H90V176H92ZM117 175V174H116ZM126 175V174H125ZM128 175V174H127ZM236 175V174H235ZM239 175H240V173H239ZM239 175H236V176H239ZM242 175V174H241ZM257 175V174H256ZM19 176V175H18ZM51 176V175H50ZM201 176L204 178V176L201 174ZM207 176L208 175H206L205 177H206V179H207ZM217 176V175H216ZM221 176V175H220ZM3 177H4V175H3ZM20 177V176H19ZM23 177V176H22ZM61 177V176H60ZM113 177H115V176H113ZM156 177V176H155ZM184 177H186V176H184ZM228 177H230L231 178V175L230 176H228ZM228 177H227V180H229L228 179ZM243 177V176H242ZM2 178V177H1ZM5 179L4 180H2V183L3 184H1V186L2 187H4V189L6 190V189H8L9 188V186H10V181L8 180L9 178H8V176H6V177H4ZM13 178V177H12ZM15 178V177H14ZM21 178V177H20ZM19 178V179H20ZM26 178V177H25ZM62 178H64V179H66L65 178V176H63ZM212 178V177H211ZM220 178H222V177H220ZM239 178V177H238ZM248 178H250V177H248ZM257 178H259V177H257ZM68 179V180H69ZM85 179H88V178H85ZM127 179L128 178H126V177H122L121 176V178H115L114 180H116V182L119 184V182H120V185L121 184H128V182H127ZM132 179V178H131ZM131 179H130V181H131ZM181 179V178H180ZM185 179V178H184ZM188 179V178H187ZM195 179V178H194ZM243 179H245V178H243ZM14 180V179H13ZM62 180V179H61ZM141 180V179H140ZM246 180H247V178H246ZM48 181V180H47ZM57 181H59V180H57ZM66 181V180H65ZM64 181V182H65ZM129 181V180H128ZM134 181V180H133ZM188 181H189V179H188ZM201 182H202V180H200ZM199 181V182H200ZM206 181V180H205ZM232 181V180H231ZM200 182V183H201ZM210 182H212L213 183V180L212 181H210ZM224 182H225V180H224ZM242 182V181H241ZM248 182V181H247ZM12 183V182H11ZM16 183V182H15ZM39 183V182H38ZM41 183V182H40ZM59 183V182H58ZM61 183V182H60ZM82 183L85 185V187L83 188V186H82ZM116 183V184H117ZM198 183V182H197ZM216 183V182H215ZM228 183H229V181H228ZM227 183V184H228ZM19 184V183H18ZM17 184V185H18ZM62 184V183H61ZM66 184V183H65ZM114 184V183H113ZM126 184V185H127ZM181 184V183H180ZM210 184V183H209ZM214 184V183H213ZM212 184V185H213ZM219 184V183H218ZM226 184V183H225ZM230 184V183H229ZM242 184H244V182L242 183ZM13 185H14V183H13ZM42 185V184H41ZM40 185V186H41ZM46 185V184H45ZM44 185V186H45ZM47 185H49V184H47ZM51 185V184H50ZM59 185V184H58ZM64 185V184H63ZM103 185V184H102ZM105 185V186H106ZM125 185V186H126ZM211 185V184H210ZM215 185V184H214ZM0 186V187H1ZM66 186H67V184H66ZM135 186V185H134ZM142 186V185H141ZM191 186V185H190ZM193 186H195V185H193ZM199 186V185H198ZM197 186V187H198ZM217 187H219V186H222V184L221 185H216ZM43 187V186H42ZM48 188L50 187V186H47ZM55 187V186H54ZM58 187V186H57ZM119 186L117 185V187H115L116 189L118 188ZM123 187V186H122ZM171 187V186H170ZM169 187V188H170ZM189 186L187 185V188H188ZM205 187V186H204ZM207 187V186H206ZM205 187V188H206ZM211 187V186H210ZM224 187V186H223ZM245 187L247 188V191H248V193H247V195H244V197H246V200H245V202H246V206H242V204L241 203H238V199H237V197L241 194V193H244V190H245ZM32 188H34V187H32ZM71 188V189H70ZM124 188V187H123ZM15 189V188H14ZM60 189H62L61 187H60ZM104 189V188H103ZM107 189H109L108 187H107ZM106 189V190H107ZM111 190H112V192H115V190L113 191V189L112 188H110ZM121 189V188H120ZM178 189V188H177ZM186 189V188H185ZM43 190V189H42ZM47 190H52L51 189V187L49 188V189H47ZM178 190H180V189H178ZM200 190H201V187H200ZM211 191L213 190L212 188L210 189ZM1 191V190H0ZM3 191V190H2ZM2 191L0 192V221H1V218H3L2 216L4 215V212H6V211H4V207H5V205H6V202L7 201H9L10 202V199L8 200V196H6L7 194L6 193H2ZM109 191V190H108ZM118 191H119V189H118ZM166 191V190H165ZM169 190H167V192H168ZM187 191V190H186ZM12 192H13V190H12ZM11 192V193H12ZM42 193L44 192V191H41ZM105 192V191H104ZM117 192V191H116ZM166 192V193H167ZM171 191H169L168 193H170ZM181 192H182V190H181ZM185 192V191H184ZM210 192V191H209ZM246 192V191H245ZM167 193V194H168ZM203 193V192H202ZM207 193H205V194H207ZM104 194V193H103ZM111 194V193H110ZM171 194H172V192H171ZM245 194V193H244ZM99 196V195H98ZM202 197H204V195H201ZM240 197V196H239ZM243 197V196H242ZM33 198V197H32ZM92 198V199H93ZM168 198V197H167ZM186 198V197H185ZM189 198V197H188ZM205 198L207 199V198H209V197H207L206 195H205ZM205 198H203L205 201H206V199ZM96 199V198H95ZM165 199V198H164ZM187 199V198H186ZM190 199V198H189ZM188 199V200H189ZM200 199V198H199ZM210 199V198H209ZM241 199H243V198H241ZM33 200V199H32ZM49 200V199H48ZM175 200V199H174ZM184 199H182V201H183ZM191 200V199H190ZM189 200V201H190ZM203 200V201H204ZM244 200V199H243ZM35 201V200H34ZM33 201V202H34ZM73 201V202H74ZM168 201V200H167ZM202 201V200H201ZM68 202V203H67ZM101 205L97 208V207H93L94 208V214H95V217H94V222H93V224H94V233H93V243L91 244L92 246V250H94V251H96V250H98L99 249V251L101 250V247L105 244V243H107V242H109V241H111L112 240V238H114L113 236H114V234H115V232H117L116 230H117V224H118V220H119V216L117 215V214H115V213H113L114 212V210H113V212H112V204H111V200H110V197L109 196H104V197H102L101 198ZM176 202H178V201H176ZM184 203H185V201H183ZM191 202V201H190ZM193 203H194V201H192ZM199 202V201H198ZM208 202V201H207ZM211 202V201H210ZM240 202V201H239ZM70 203H72L71 201H70ZM206 202H204V204H205ZM209 203V202H208ZM200 204V203H199ZM202 204V203H201ZM200 204V205H201ZM211 204V203H210ZM58 205H60V202H59V204ZM206 205V204H205ZM204 205V206H205ZM212 205V204H211ZM244 205V204H243ZM57 206V205H56ZM185 206V205H184ZM187 206V205H186ZM193 206H194V204H193ZM202 206H203V204H202ZM200 207V209L201 208H203V207ZM9 207V206H8ZM69 207V206H68ZM67 207V208H68ZM164 207V206H163ZM166 207V206H165ZM189 207V206H188ZM188 207H186V208H188ZM191 207V206H190ZM114 208V207H113ZM205 208V207H204ZM28 209V208H27ZM71 209V208H70ZM164 209V208H163ZM184 209V208H183ZM182 209V210H183ZM196 209L197 208H195L194 210H192V211H196ZM206 209V208H205ZM210 209V208H209ZM166 210H168V209H166ZM165 209L163 210V212L164 211H166ZM170 210V209H169ZM168 210V211H169ZM198 210H199V208H198ZM8 211V210H7ZM66 211V210H65ZM67 211H69L70 212V210L69 209H67ZM92 211V210H91ZM190 211V210H189ZM207 211H209L208 209H207ZM206 211V212H207ZM116 212V211H115ZM167 212V211H166ZM183 212V211H182ZM191 212V211H190ZM198 212H200V211H198ZM220 214H219V213ZM8 213V212H7ZM185 213L187 214V212L186 211H184L182 214H184L185 215ZM192 213H194V212H192ZM202 213H204V211H202ZM201 213V214H202ZM218 213V214H217ZM263 213V212H262ZM261 213V214H262ZM9 214V213H8ZM170 214V213H169ZM168 213L166 214V213H164V214H162V215H164V218H163V220L166 222L167 221V218H168V215H169ZM197 214V213H196ZM200 214V213H199ZM205 214V213H204ZM207 214H208V212H207ZM77 215V214H76ZM171 215V214H170ZM175 215V214H174ZM183 215V216H184ZM6 216V215H5ZM92 216V215H91ZM191 216V215H190ZM194 216H199V215H194ZM222 216V217H223ZM8 217V216H7ZM6 217V218H7ZM64 217V216H63ZM66 217V216H65ZM75 217V216H74ZM173 217V216H172ZM179 217V216H178ZM202 217V216H201ZM205 217V216H204ZM121 218V217H120ZM161 219H162V216L160 217ZM180 219H181V217H179ZM179 218H178V220H179ZM187 218V220L189 219L188 217H186ZM197 218V217H196ZM27 219V218H26ZM63 219V218H62ZM71 220H72V218H70ZM69 219V220H70ZM143 219V218H142ZM171 219V218H170ZM173 219H174V217H173ZM173 219H171L170 220V222H168L167 221V223L165 224V227L163 228V227H161L160 225H158L159 227H161V230H162V228L164 229L163 230V232L165 233V235H164V237H162V238H164L163 239V242H164V247H165V249H167V248H169V247H172V246H175V245H177L179 242H178V239L180 238V235H179V233H178V231L180 230V228L179 229H175V228H177V227H173L174 226V222H173ZM70 220V221H71ZM132 220V219H131ZM136 220H138V219H136ZM136 220H134V221H136ZM147 220V219H146ZM162 220V221H163ZM175 220V219H174ZM191 220H194V218L192 217L191 218ZM197 221H198V219H196ZM204 220V219H203ZM55 221V220H54ZM73 221V220H72ZM180 221V220H179ZM197 221H195V222H197ZM206 221V220H205ZM222 221V220H221ZM4 222V221H3ZM76 222V221H75ZM161 222V221H160ZM194 222V221H193ZM208 222V221H207ZM215 222L217 223V221L215 220ZM214 222V223H215ZM224 222V221H223ZM1 223H2V221H1ZM44 223H45V221H44ZM137 223H138V225L136 226L137 228H134L133 229V232H134V230H138L137 232H139V233H141V229H143V226L144 225H142V223H139L138 221H137ZM182 223H184V222H182ZM188 223V222H187ZM204 223V222H203ZM213 223V224H214ZM78 224V223H77ZM77 224H76V227H77ZM162 224V223H161ZM179 225H180V223H178ZM190 224V223H189ZM188 224V225H189ZM207 224V223H206ZM221 224H223V223H221ZM221 224H220V226H221ZM224 224H226V223H224ZM224 224H223V226H224ZM2 225V224H1ZM0 225V226H1ZM71 225V224H70ZM73 225H75V224H73ZM179 225H177V226H179ZM182 225V224H181ZM180 225V226H181ZM194 225H196V224H194ZM204 224H202L201 226H203ZM209 225H211V222L209 223ZM216 225V224H215ZM214 225V226H215ZM218 225V224H217ZM228 225V224H227ZM226 225V226H227ZM4 226V225H3ZM72 226V225H71ZM70 226V227H71ZM81 226V225H80ZM79 226V227H80ZM147 226V225H146ZM157 226V227H158ZM162 226H164V223H163V225ZM187 226V225H186ZM190 226V225H189ZM193 226V225H192ZM219 226V225H218ZM133 227H135V226H133ZM149 227V226H148ZM195 227V226H194ZM197 227V226H196ZM195 227V228H196ZM209 227V226H208ZM172 228H174L173 230H172ZM182 229H181V231L184 229V232L182 231H180L181 233L180 234H182V233H185L186 234V237H189V236H187V233L185 232V227H181ZM187 228V227H186ZM205 228V227H204ZM219 228V227H218ZM21 229V231L19 230V233L20 234H18V237H21L22 236V234L24 235V233L26 232L25 231V228H20ZM76 229V228H75ZM196 229H198V228H196ZM217 229V228H216ZM225 229H224V232H226L225 231ZM187 230V229H186ZM189 230H191V229H189ZM202 230V229H201ZM210 230V229H209ZM37 231V230H36ZM76 231V230H75ZM101 231V232H100ZM143 231V230H142ZM193 231V230H192ZM191 231V232H192ZM220 231V230H219ZM258 231V230H257ZM3 232V231H2ZM145 232V231H144ZM148 232V231H147ZM153 233V231H150V233ZM196 232V231H195ZM199 232V231H198ZM226 232V233H227ZM256 232V231H255ZM260 232V231H259ZM159 233V232H158ZM163 233V234H164ZM189 233H190V231H189ZM188 233V234H189ZM216 233V232H215ZM52 234V233H51ZM136 234V233H135ZM198 234V233H197ZM197 234H196V236H197ZM205 234V233H204ZM204 234H202L203 235V237L205 236ZM263 234V233H262ZM91 235V234H90ZM139 235V234H138ZM142 235V234H141ZM184 235V234H183ZM190 235V234H189ZM224 235V234H223ZM229 235H225V236H228L229 238L230 237H232V236H229ZM1 236H2V233H1V230H0V240H1ZM45 236V235H44ZM76 236V235H75ZM136 236V235H135ZM150 237L149 235H145V233H144V237ZM153 236V235H152ZM159 236V235H158ZM179 236V237H178ZM191 236V235H190ZM198 236H200V235H198ZM197 236V237H198ZM237 236V237H238ZM260 236H262L263 237V235H260ZM139 237V236H138ZM192 237V236H191ZM205 237H207V236H205ZM236 237V236H235ZM74 238V236L72 237V239ZM92 238V237H91ZM141 238V237H140ZM153 238V237H152ZM159 238V237H158ZM160 238H161V236H160ZM161 238V239H162ZM184 238V237H183ZM182 238V239H183ZM194 238V237H193ZM209 238V237H208ZM219 238V237H218ZM264 238V237H263ZM17 239V238H16ZM21 239V238H20ZM19 239V240H20ZM31 239V238H30ZM42 239V238H41ZM72 239H70L71 241H72ZM154 239H157V238H154ZM185 239H187V238H185ZM185 239H183V240H185ZM189 239V238H188ZM201 239V238H200ZM205 239V238H204ZM216 239V238H215ZM232 239V238H231ZM241 239V238H240ZM76 239H74L73 241H75ZM142 240V239H141ZM242 240V239H241ZM31 241H32V239H31ZM43 241V240H42ZM41 241V242H42ZM180 241V240H179ZM186 241V240H185ZM188 242H190V241H193L194 242V239L192 240V239H190V241L189 240H187ZM237 241L238 240H236V245L237 244H239V242L237 243ZM261 241H262V239H261ZM264 241V240H263ZM262 241V242H263ZM113 242V240L111 241V243ZM162 242V243H163ZM204 242V241H203ZM221 242H222V239H221ZM226 242V241H225ZM241 242V241H240ZM36 243V242H35ZM44 243H45V241H44ZM50 243V242H49ZM70 243H72V242H70ZM161 243V242H160ZM184 243V242H183ZM199 243V242H198ZM223 243V242H222ZM227 243V242H226ZM185 244V243H184ZM189 245L190 244H192V243H188ZM194 244V243H193ZM203 244V243H202ZM201 244V245H202ZM224 244V243H223ZM228 244V243H227ZM259 244H260V242H259ZM264 244V243H263ZM262 243H261V246L263 245ZM43 245V244H42ZM69 245V244H68ZM68 245H66V247L68 246ZM258 245V244H257ZM107 246H109V245H107ZM125 246H127V245H125ZM181 246V245H180ZM197 246V245H196ZM222 246V245H221ZM264 246V245H263ZM43 247V246H42ZM42 247H38L39 249H38V252L39 251H42L43 249H42ZM50 247V246H49ZM138 247V246H137ZM162 247V246H161ZM160 247V248H161ZM199 247H200V245H199ZM228 247V246H227ZM239 247H240V245H239ZM259 247L260 246H258V249H259ZM52 248H54V249H60V248H63L60 244H52ZM159 248V247H158ZM163 248V247H162ZM181 248V247H180ZM17 249V248H16ZM48 249V248H47ZM133 249V248H132ZM137 249V248H136ZM172 249V248H171ZM170 249V250H171ZM189 249V248H188ZM187 249V250H188ZM240 249V248H239ZM91 250V249H90ZM91 250V251H92ZM104 250V249H103ZM172 250H174V248L172 249ZM186 250V249H185ZM199 250V249H198ZM234 250H236V249H234ZM260 250V249H259ZM46 251V250H45ZM93 251V252H94ZM130 251L131 250H129V253H130ZM195 251V250H194ZM201 251V250H200ZM200 251H199V253H200ZM37 252V253H38ZM44 252V251H43ZM121 252V251H120ZM146 252V251H145ZM150 252V251H149ZM170 252V251H169ZM168 252V253H169ZM201 252H203V250L201 251ZM13 253V252H12ZM126 253H128V252H126ZM125 253V254H126ZM128 253V254H129ZM155 253H159L158 251L157 252H155ZM172 253V252H171ZM195 253H196V251H195ZM258 253V252H257ZM39 254V253H38ZM90 254H91V252H90ZM104 254V253H103ZM148 254V253H147ZM202 254V253H201ZM240 254V253H239ZM13 256L12 257H10V258H12V259H10V260H12L11 262H9V263H7V264H16V260L15 259H17V258H15L16 256H15V253H13L12 254ZM123 255V254H122ZM131 255V254H130ZM130 255H128V256H130ZM155 255H157V254H155ZM160 255V254H159ZM203 255V254H202ZM257 255V254H256ZM11 256V255H10ZM38 256V255H37ZM36 256V257H37ZM132 256V255H131ZM130 256V257H131ZM158 256V255H157ZM168 256V255H167ZM35 257V258H36ZM86 257V256H85ZM203 258H204V255L202 256ZM206 257V256H205ZM234 257V256H233ZM61 258H63V257H61ZM60 258V259H61ZM149 258V257H148ZM153 258H155V257H153ZM173 258V257H172ZM202 258V259H203ZM238 258V257H237ZM237 258H235V259H237ZM20 259V258H19ZM37 259V258H36ZM59 259V260H60ZM156 259V258H155ZM199 259V258H198ZM258 259V258H257ZM4 260V259H3ZM151 260H152V257H151ZM177 260V259H176ZM204 261H206V258H204L203 259ZM7 261V260H6ZM20 261V260H19ZM131 261V260H130ZM162 261H163V259H162ZM161 261V262H162ZM183 261V260H182ZM197 261V260H196ZM207 261H209L208 260V258H207ZM38 262V261H37ZM158 262H160V261H158ZM187 262V261H186ZM195 262V261H194ZM214 262V261H213ZM2 263V262H1ZM18 263V262H17ZM154 263V262H153ZM163 263V262H162ZM167 263V262H166ZM173 264H175V262H172ZM182 263V262H181ZM190 263V262H189ZM189 263H186V264H189ZM203 263V262H202ZM212 263V262H211ZM252 263V262H251ZM250 263V264H251ZM19 264V263H18ZM132 264V263H131ZM168 264V263H167ZM204 264H206V263H204ZM214 264V263H213Z\"/></svg>",
  "mask_w": 264,
  "mask_h": 264
},
{
  "label": "crops",
  "instance_id": "0c3cea01",
  "mask_svg": "<svg viewBox=\"0 0 264 264\" xmlns=\"http://www.w3.org/2000/svg\"><path fill=\"white\" fill-rule=\"evenodd\" d=\"M24 1V3H27V4H25L26 6H25V9L27 10V13H25V16H24V12H26V10H24L23 8H22V3H19V15H21L22 13H23V16H22V19H28L27 21H47L48 19H50V17H51V13H54V11L53 10H55V8H56V6H54V1H52L51 3H46V2H44V0H23ZM29 1V2H28ZM32 1V2H31ZM18 2H21V0H19ZM69 2H72L73 3V5L75 6V4L77 5L78 3L75 1V0H69ZM32 3V4H31ZM34 3V4H33ZM35 3H36V11L34 10H32V9H35ZM46 4V5H45ZM96 4V3H95ZM30 5H31V7H30ZM38 5V6H37ZM41 6V7H40ZM28 7H30V8H28ZM39 7V8H38ZM39 10H38V9ZM28 9H29V11H28ZM62 9V8H61ZM42 10V11H41ZM43 10H44V12H43ZM31 11V12H30ZM75 10H72V8H68V9H64V11H63V13L65 14L66 12H74ZM30 12V13H29ZM41 12V13H40ZM36 13V14H35ZM29 14V15H28ZM34 16H33V15ZM63 14V15H64ZM28 15V16H27ZM72 15H73V13H72ZM69 16V15H68ZM94 16L96 17V15L94 14ZM20 17V16H19ZM28 17V18H27ZM36 17H39V18H36ZM70 17V16H69ZM68 17V18H69ZM39 19V20H38ZM78 21V20H77ZM95 21V20H94ZM73 27V26H72ZM72 27H70V28H72ZM77 30V29H76ZM17 40L18 41H14V43L15 44H17V46H19L20 44V41H21V37L19 36V38H17ZM19 47H21V46H19ZM18 47V48H19ZM26 65V64H25ZM30 66V65H29ZM30 68V67H29ZM26 69V68H25ZM28 70V69H27ZM30 76L31 75H29L28 77H27V79L26 80H28V78L30 79ZM32 78V77H31ZM25 82V81H24ZM7 142H4L0 147V150H1V153H0V155H2L1 157H0V161L2 160L1 158H4L1 162H0V169H2L1 171L3 172V174H2V172H0L1 174H0V186H1V184H3L2 183V180H4L5 178L4 177H6V176H8V180L10 181V185H11V182L12 181H14L13 179H16V176H18V175H16V174H21L22 175V173H20V172H17L16 173V171L15 170H13L12 171V169L9 167L8 168V166H7V164H12V162L14 161L13 159L15 158L14 157V154L12 153V151L14 150V144L13 143H11V144H8L7 145V147H5ZM9 143V142H8ZM10 147V149L9 150H6L7 148H9ZM13 149V150H12ZM9 151V152H8ZM11 152V153H10ZM8 153V154H7ZM10 155V156H9ZM13 156V157H12ZM13 158V159H12ZM10 159H11V161H10ZM5 160V161H4ZM6 160H7V162H6ZM7 163V164H6ZM2 164V165H1ZM6 165V166H5ZM31 165H33V164H30L29 166H28V168H30L31 167ZM5 168H6V171H5ZM27 168V167H26ZM19 170H20V168H18ZM22 169V168H21ZM23 169H25V168H23ZM31 169V168H30ZM5 173V174H4ZM3 175H4V177H3ZM23 176H26V175H24L23 174ZM30 176V175H29ZM2 177V178H1ZM13 177V178H12ZM15 177V178H14ZM18 180V179H17ZM0 190L2 191V193H6L7 195L6 196H8V197H10L11 195V193H10V186H9V188L8 189H4V187H0ZM0 191V192H1ZM9 205H5V207H4V211H6V212H4V215L2 216L3 218H2V223H1V221H0V230H1V233H2V236H1V241H0V264H7V263H9V262H11L12 260H10V259H12V258H10V257H12V252H11V250H14V248L13 247H15L18 243H20V238L21 237H18V234H20L19 233V230L21 231V229L20 228H22V226H21V224H20V219L17 221L16 219H15V217H13V216H10L8 213H11L10 211H11V209H13V207H11V206H9ZM8 210V211H7ZM8 212V213H7ZM13 213H11V215H12ZM6 215V216H5ZM8 216V217H7ZM7 217V218H6ZM4 221V222H3ZM4 225V226H3ZM22 225H24V223L22 224ZM11 229V230H9L8 231V229ZM27 229V228H26ZM3 231V232H2ZM27 236H26V233H24V239H27L26 238ZM17 238V242H16V245L14 246V244L13 243H15L14 242V240ZM3 240H5V241H3ZM11 255V256H10ZM16 258H20V259H22V261L24 262L23 264H27V261H26V256H24V255H22V254H20L18 251L16 252ZM4 259V260H3ZM7 260V261H6ZM2 262V263H1ZM18 264V263H17ZM20 264V263H19ZM22 264V263H21Z\"/></svg>",
  "mask_w": 264,
  "mask_h": 264
}]
</instances>
